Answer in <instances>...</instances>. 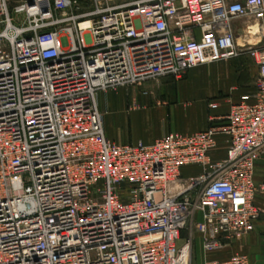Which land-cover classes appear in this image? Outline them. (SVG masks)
<instances>
[{"label":"built area","instance_id":"obj_1","mask_svg":"<svg viewBox=\"0 0 264 264\" xmlns=\"http://www.w3.org/2000/svg\"><path fill=\"white\" fill-rule=\"evenodd\" d=\"M243 54L256 102L151 145L107 137L100 92ZM263 155L264 0H0V264H193L196 235L208 253L254 231Z\"/></svg>","mask_w":264,"mask_h":264},{"label":"crops","instance_id":"obj_2","mask_svg":"<svg viewBox=\"0 0 264 264\" xmlns=\"http://www.w3.org/2000/svg\"><path fill=\"white\" fill-rule=\"evenodd\" d=\"M247 24L243 19L233 22L238 42L242 44L248 40L258 43L260 37L247 34ZM258 79L256 62L243 54L236 58L197 65L187 71L181 80L166 77L159 84L148 81L143 84L142 90L132 89L129 94L124 87L109 90L105 93L117 96L112 109L102 105L100 92L98 104L103 114L105 133L118 144L142 142L151 145L171 132L192 134L206 130L210 125V116L222 119L230 112L232 104L256 102ZM149 85L157 91H150L147 87ZM214 103L217 106L211 107ZM226 149V137L218 136V145L210 152L211 159H225ZM202 172L200 165L185 166L182 169L186 177L197 176ZM263 179L264 155L256 169V180L260 182ZM255 203L260 208L264 206V191L257 194ZM197 239L193 264L226 260L236 253L248 255L251 264H264V213L256 222L254 231L234 240L223 249L206 253L201 237Z\"/></svg>","mask_w":264,"mask_h":264},{"label":"rangeland","instance_id":"obj_3","mask_svg":"<svg viewBox=\"0 0 264 264\" xmlns=\"http://www.w3.org/2000/svg\"><path fill=\"white\" fill-rule=\"evenodd\" d=\"M245 36L246 35H244V37ZM162 80H163V78L160 79V81H155V80H150V81H155L154 82L155 84H159L160 82H162ZM143 86L144 85L127 86V87H124V89H126V93L129 94L132 89L142 90V87ZM147 87L150 89V91H157L155 88H153L150 85L147 86ZM115 90H117V89H115ZM101 93H102V96H101V103H102V105L105 108H107V109H112L113 108V104L116 103L115 97H117V96H114L112 93H108V94H106L105 92H101ZM185 174H187V172ZM262 208L264 209V206H262ZM184 235L186 236V233ZM196 237H200V235H196Z\"/></svg>","mask_w":264,"mask_h":264},{"label":"bare ground","instance_id":"obj_4","mask_svg":"<svg viewBox=\"0 0 264 264\" xmlns=\"http://www.w3.org/2000/svg\"><path fill=\"white\" fill-rule=\"evenodd\" d=\"M253 29L256 31V30H257V25H255V26L253 27Z\"/></svg>","mask_w":264,"mask_h":264}]
</instances>
